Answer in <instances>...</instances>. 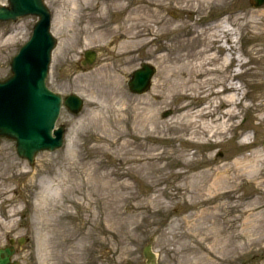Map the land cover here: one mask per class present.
<instances>
[{
    "label": "rangeland",
    "instance_id": "rangeland-1",
    "mask_svg": "<svg viewBox=\"0 0 264 264\" xmlns=\"http://www.w3.org/2000/svg\"><path fill=\"white\" fill-rule=\"evenodd\" d=\"M45 1L58 39L48 85L63 95H81L85 105L79 114L63 108L65 146L39 152L34 165L17 154L13 139L0 137V246L9 236L29 237L15 256L23 264H147L148 244L157 264H264V5ZM135 7L143 11L140 29L147 35L141 38L148 40L140 47L120 29ZM36 20L0 22V80L12 74L11 59ZM222 20L241 34L247 64L241 113L214 143L199 141L192 128L225 121L216 119L225 104L216 115L203 114L221 102L215 93L221 85L210 80V96L200 86L207 69L202 50L212 47L208 32ZM94 28L103 33L90 38L99 33ZM87 49L97 53L92 65L82 64ZM143 62L156 72L150 90L138 95L127 79ZM149 115L156 124L147 121ZM193 118L198 124L188 123ZM208 230L228 241L222 247L214 238L213 254L203 260L197 245Z\"/></svg>",
    "mask_w": 264,
    "mask_h": 264
},
{
    "label": "water",
    "instance_id": "water-1",
    "mask_svg": "<svg viewBox=\"0 0 264 264\" xmlns=\"http://www.w3.org/2000/svg\"><path fill=\"white\" fill-rule=\"evenodd\" d=\"M256 6L264 0H253ZM9 6L0 4V20H17L25 15H37L33 35L13 57V74L0 80V135L16 139L17 151L34 162L40 150L54 151L63 146L65 126L55 129L62 103L73 112H79L83 100L77 94H62L51 90L46 83L57 38L51 31V12L44 0H8ZM96 52L85 51L83 64H93ZM156 69L150 63L129 75L128 86L134 93H144L151 86ZM23 240L21 241V243ZM13 249L0 247V264H19L11 261ZM148 264H156L157 256L151 245L144 250Z\"/></svg>",
    "mask_w": 264,
    "mask_h": 264
},
{
    "label": "bare ground",
    "instance_id": "bare-ground-1",
    "mask_svg": "<svg viewBox=\"0 0 264 264\" xmlns=\"http://www.w3.org/2000/svg\"><path fill=\"white\" fill-rule=\"evenodd\" d=\"M155 6H157V8L160 9L161 4L155 5ZM142 12L139 7H135L131 11L130 15H128V17L124 21V25L123 26L120 25L121 30L126 29L128 33H131L133 35L132 36L133 40L131 41L132 42L131 45L134 44L135 46H138V47L148 42L146 38H141L142 36L146 37L147 35L144 32L142 33L143 30L140 29V25L144 17L141 14ZM153 18L157 19V15L154 14ZM157 20L158 21L156 24L161 22L160 19H157ZM127 23L128 24L130 23V24L127 25ZM84 30L87 31L88 28L85 27ZM95 31L96 32L99 31L100 34L99 33L90 34L89 35L90 38L96 37V35L100 36L101 33H103L102 29L100 28L92 29V33H94ZM210 31H212V33L208 32L209 37H210L209 42H212L213 45L215 46L212 45V47L210 46L211 48L209 47V49L202 50V51H205L204 54L206 55V63H202V64H206L207 69L203 71L205 80L201 81L202 85L200 86L202 89H204L203 93H207L206 96H210L211 95L210 88L209 89L206 88V84L210 82L211 80L214 86L221 85L222 88L215 92L217 95H219L221 102L215 105L216 108L210 109L208 111L206 110L205 112H203V114L216 115L214 111H216L220 105L223 106V104H225L227 106V109L223 110L222 113H219L216 116V119L218 121H220L221 118H223L225 121L221 120L219 124L209 125L205 128L203 126L201 127L203 128L202 131L193 127L192 132L199 141L201 139L207 138V141L212 139V141L216 143L218 141L214 140L215 136L218 138H224L226 134L230 131V126L228 125L227 121L232 118L237 117L241 113V111L237 110V107L239 106V104L242 103L244 99L242 75L244 74V69H243L244 65L247 64V62L244 60L243 55L239 51L237 52L236 45L238 44L239 40L236 38V36L238 35V33L234 31L233 28H231L228 20H222L220 24L215 25L212 29H210ZM209 42H208V45H209ZM217 42L219 43V46ZM235 47H236V54H233L232 50H234ZM219 48H222L225 50V54L223 56H220V54L218 53ZM219 59L223 61L222 64H219ZM234 61L236 62V65L233 67L232 64ZM216 74H221V77L218 78V80H217ZM160 85L164 86L165 84L162 82L161 84H158L159 87H161ZM181 97H182L181 95H178V98H181ZM211 106L213 105H209L208 108H211ZM179 111L181 112L183 111V109H179ZM156 118L157 117L154 115H149L146 119L148 122H151L152 124L153 123L156 124L157 122ZM197 122L198 121L195 118H193L192 120L190 119L188 120V123L193 124V125L198 124ZM198 126H201V125H198ZM188 142H191V140H188ZM255 221L256 219L253 222L255 223ZM254 223L252 224L256 226ZM219 232L222 233V235L225 233L223 230L222 231L220 230ZM212 233L213 232L211 230H208V238H205L203 234L202 235L198 234V237L203 236V239L201 240V243H198L197 245V249H198L197 253L200 254L202 251L201 257L203 260L207 259L206 258L207 255L213 254L211 252L214 250L215 245H216L214 238L216 239L217 237V240L220 241L219 243L222 244V247L225 246V243L228 241L226 237L221 238L219 233L217 235L215 232L216 236H214ZM243 233L244 231L240 232L239 236L242 235ZM185 237H188V235ZM203 240L208 241V244H211V246H208V248L206 247V245L204 246V244H202ZM206 251L210 253L208 254L204 253ZM70 254L72 255V252H70ZM195 258H196V255H195Z\"/></svg>",
    "mask_w": 264,
    "mask_h": 264
},
{
    "label": "flooded vegetation",
    "instance_id": "flooded-vegetation-1",
    "mask_svg": "<svg viewBox=\"0 0 264 264\" xmlns=\"http://www.w3.org/2000/svg\"><path fill=\"white\" fill-rule=\"evenodd\" d=\"M240 46L242 47V41L240 43ZM7 239L9 240V244H13L14 249H15V256H16L17 253H20V245L18 243V240L15 241L14 243H11V240L10 239H12V238L8 237Z\"/></svg>",
    "mask_w": 264,
    "mask_h": 264
}]
</instances>
